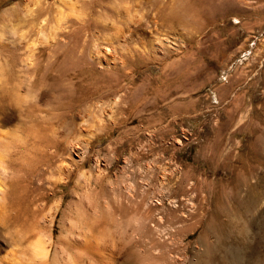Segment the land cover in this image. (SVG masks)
<instances>
[{
  "label": "rangeland",
  "instance_id": "rangeland-1",
  "mask_svg": "<svg viewBox=\"0 0 264 264\" xmlns=\"http://www.w3.org/2000/svg\"><path fill=\"white\" fill-rule=\"evenodd\" d=\"M0 129V264H197L238 175L264 234V0H0Z\"/></svg>",
  "mask_w": 264,
  "mask_h": 264
},
{
  "label": "bare ground",
  "instance_id": "bare-ground-1",
  "mask_svg": "<svg viewBox=\"0 0 264 264\" xmlns=\"http://www.w3.org/2000/svg\"><path fill=\"white\" fill-rule=\"evenodd\" d=\"M92 43H94V42H92ZM93 46H94V44H93ZM97 47H99V46H97ZM113 50H115V49H113ZM79 53H80V51H79ZM98 55H95V56H98ZM89 58H90V56H89ZM98 58L100 59L99 56H98ZM28 61H30V60L28 59ZM31 63L32 62H30L29 64H31ZM33 73H34V71H33ZM26 81L28 82V80H26ZM21 99H22V97H21ZM4 140H5V138H4ZM0 171H1V169H0ZM4 171H5V169H4ZM239 173H241V172H239ZM1 174L3 175V170L1 172ZM4 174L6 175L5 172H4ZM2 175H0V183L2 181L1 177H3L5 179V175L4 176H2ZM233 177H235V176L233 175ZM244 178H243V175L242 176L238 175L236 177V179L234 181L235 182L234 186L232 187L230 193H228V195L225 196L226 198L228 196V199H229L228 201H226V199H223V195L220 193H218L219 194L218 197L215 195L217 198V200H216L217 203L215 205L216 207H215L214 211H212V214H211L209 221H207L204 225L205 227H204L203 234L201 236V240L205 243L209 242L207 239V236L209 237V235H211V234H213V235L216 234V236L218 235L219 239H217L218 242L214 246L207 243L209 245H207V247L205 246L206 249L202 253L201 257L199 258V261L197 260L198 261L197 264H264V234L261 233V235H259V236H256V234H255V236H254L250 233V229H251L250 227H252V225H254V223H255L254 222L255 219H253L254 215H252L254 212L253 207L255 204V198H254L255 196H254L252 188L250 189L248 196H245V197L242 196L241 192L243 189H242L241 180H243ZM247 179H248V177H247ZM6 185H5V187L2 186V187H4L3 189L0 188V195L1 194L3 195L4 190L6 188ZM256 186H257V184H256ZM0 187H1V184H0ZM246 191H248V190H246ZM226 193H227V191H226ZM262 193H264V192H262ZM247 194H248V192H247ZM2 195L0 197H3ZM260 200H261V198H260ZM257 202H259V201H257ZM222 215L228 216V219H226V220L221 219ZM248 217H250L251 220H249ZM243 218H246L247 222H242L241 219H243ZM179 223L181 224V222H179ZM161 234H162V232H161ZM254 237L257 239L254 240ZM40 239H43V238H40ZM35 242H36V240H35ZM39 243L42 244V242H40V240H39ZM36 244H37V242H36ZM89 244H91V242ZM38 245H40V244H38ZM44 245H45V243H44ZM37 248H39V247H37ZM35 251H37V250H35ZM47 251H49V250H47ZM38 252L39 251H37L36 254H38ZM39 255H41V254H39ZM45 255H47V254H45Z\"/></svg>",
  "mask_w": 264,
  "mask_h": 264
}]
</instances>
